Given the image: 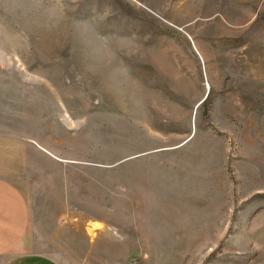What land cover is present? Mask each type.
Returning <instances> with one entry per match:
<instances>
[{"label":"rangeland","instance_id":"obj_1","mask_svg":"<svg viewBox=\"0 0 264 264\" xmlns=\"http://www.w3.org/2000/svg\"><path fill=\"white\" fill-rule=\"evenodd\" d=\"M0 182L60 264H264V0H0Z\"/></svg>","mask_w":264,"mask_h":264},{"label":"crops","instance_id":"obj_2","mask_svg":"<svg viewBox=\"0 0 264 264\" xmlns=\"http://www.w3.org/2000/svg\"><path fill=\"white\" fill-rule=\"evenodd\" d=\"M15 190L0 182V264H60L56 259L42 252H35L25 246V230L29 226L28 205ZM101 224L87 227L94 231Z\"/></svg>","mask_w":264,"mask_h":264},{"label":"bare ground","instance_id":"obj_3","mask_svg":"<svg viewBox=\"0 0 264 264\" xmlns=\"http://www.w3.org/2000/svg\"><path fill=\"white\" fill-rule=\"evenodd\" d=\"M88 231H89V232H91V230H90V229H88Z\"/></svg>","mask_w":264,"mask_h":264}]
</instances>
